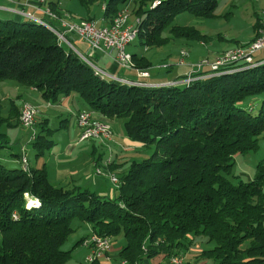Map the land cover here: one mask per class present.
I'll use <instances>...</instances> for the list:
<instances>
[{"label": "trees", "instance_id": "16d2710c", "mask_svg": "<svg viewBox=\"0 0 264 264\" xmlns=\"http://www.w3.org/2000/svg\"><path fill=\"white\" fill-rule=\"evenodd\" d=\"M78 1L87 9L104 4L106 26L133 4L143 49L161 48L174 39L206 44L208 35L173 22L186 12L213 18L218 7V0ZM49 6L62 15L57 2ZM260 28L257 17V35L250 43ZM64 45L46 23L0 19V82L35 88L50 103L77 93L89 110L123 120L131 140L155 150L121 173L112 199L75 185L55 186L45 166L29 170L21 163V168L11 169L0 161V264H66L72 250L62 246L75 232V221L100 236L122 235L126 243L118 260L128 264L179 256L189 235L214 244L203 254L215 264H264V158L253 179L235 183L228 178L235 157L258 151L264 140V63L198 75L182 86L143 87L97 75ZM132 58L137 71L153 67L144 55L133 53ZM257 97L263 101L254 113ZM9 111L7 126H18L19 107L15 104ZM3 123L0 104L1 127ZM36 129L29 144L41 157L54 142L49 128ZM6 136L0 131V156L8 147ZM31 200L38 203L30 206Z\"/></svg>", "mask_w": 264, "mask_h": 264}, {"label": "crops", "instance_id": "0c3cea01", "mask_svg": "<svg viewBox=\"0 0 264 264\" xmlns=\"http://www.w3.org/2000/svg\"><path fill=\"white\" fill-rule=\"evenodd\" d=\"M13 1L15 3H12V1L10 2L7 0H0V19L3 18V20H17V21L29 20L14 11V9L18 8V4L16 3L19 1L18 0H13ZM50 2H54V1L50 0ZM57 3H58V10H60L59 12H64L63 10L59 8V6H61L60 2L58 1ZM24 8L27 11L34 13L35 17L42 18L43 16L37 10H32L29 7H24ZM100 10H102V4H101ZM71 17L74 18L73 15ZM86 18H92L93 20L97 21L99 25H102V26L107 25L105 20H103L102 18V14L100 18H97L95 15H92V14ZM86 18H83V19H86ZM134 19H135V16L132 14L130 21L133 22ZM256 35L257 33L254 32V35L248 41L243 43L244 45L236 44V47L248 45L250 43L249 41L252 40ZM72 42L79 51H81L82 53L84 52L83 54H88L89 56H91V58H93L96 61V63L98 64V68H100L101 70L107 73V78H110L111 80H117L118 82H121L123 84H125L126 81L139 80L150 86H167L173 82L182 81L184 79L185 74L189 70V67L179 66L178 64L176 67V65L174 66V64L171 63L172 61H175V62L177 61L181 50H187L189 52L190 57L188 61L190 63V62H196L200 60L201 58H205V57L214 59V58H217L219 54H223L226 51L236 48L234 46V48L229 47V48H224L221 50L212 51L210 48H207L206 44L197 42L194 48L184 47V48H181L179 51H177V55H176L177 57L174 60H172L170 63H168L166 59L159 61L156 64V66H158L157 72L154 70L153 71L144 70L142 72V73H149V77L138 78L136 71L125 70L121 68L120 66L116 64V62L113 61V58L111 56L104 54V53L91 54L87 43L81 40L80 38L73 36ZM203 48H206V53L203 51ZM149 50L150 49L144 48V51L146 52ZM131 52H136V50L134 51L132 50ZM262 57H264V54H261L259 58H262ZM121 69H123V71H121ZM119 71L122 74H119ZM4 83H7V82H3V85ZM177 84L179 86L180 85L182 86L183 83H177ZM5 85H8V84H5ZM11 85L15 87L16 89V92H17L16 96L19 99V102L18 104H16V101L11 100L10 103L6 105L5 107L6 115L3 117V122H4L3 123V133L7 134L6 138L8 140V143H10V141L13 142L12 141L13 139L15 140L17 137H19L18 138L19 152L8 154V156L5 157L4 160H8L7 161L8 163L10 162L14 165L16 164V168L22 167L21 161L20 159H18V154L21 153V150L23 147L26 148V146L24 145L26 144V141L27 143H29V139H31V136H30L31 133L28 134V132H30L29 130L27 133H24L22 131H20V133L16 132L15 128L18 126L21 128L22 127L21 124L19 123V125L16 127L7 126L6 120L10 114L9 110H11V107H14L15 104L20 109L24 102H30L28 99L24 97L25 95H28L31 99H34L35 103H32V102L30 103H32L33 105L39 108V114L37 115V126L40 125V126L49 128L50 135H51L50 139L54 142V145L51 147V149L47 151L41 157L36 156L34 163L31 164V166L29 165V167L30 169H41L42 167L45 166L47 169L49 180L53 185L65 187V188H68L74 185L80 188L86 187V189L88 188L87 190H90L94 193H97V190H98V192L101 195H104L106 194V189L104 186L105 181L99 178V176L95 175V169L98 166H100V162L103 158L101 154L103 153V149L106 150V152H108V157L104 159L105 160L104 163H106L107 161H110V164L112 166L111 168L114 169L112 171L113 173L114 172L122 173L123 171L121 170L125 169V165L127 162L131 161L132 163L134 161H138L139 159V157L137 158L138 155L145 156L144 146L140 143L134 142L126 135L125 128H123L124 121L120 122V120L118 119H108L97 113L95 114L98 118H100L102 121L109 123L112 127L113 140L112 142H110L109 144L110 146H107L106 144H103L102 142L95 140V139L82 141L80 139L81 129L78 127L74 116L82 110H89V109L85 101L79 95L71 94L67 97H60L56 103H50V102H47L43 98L41 92H39L35 88L28 87V89L23 90V89H20L19 86H14L15 84H11ZM5 99H8V98L3 97V101ZM76 106H78V108H76ZM51 117H54L55 119L57 117L64 118L62 120L63 123L59 125L62 131L59 132L60 140L58 142H55L54 139L52 138L54 130H52L49 127L51 123ZM38 130H39V127H38ZM20 138L22 139L21 141H20ZM56 145H58V147L54 148ZM78 149H83L84 152L88 156L87 163L83 167H78L76 165L77 160L75 158V153ZM134 153L137 159L135 157L134 159H132V157L134 156ZM103 166L105 167V164H103ZM89 186L93 187V189H90ZM89 227L91 231L89 235H91L93 233V230L91 226ZM89 235H84V236L82 235L78 241H80L83 238L88 237ZM77 246L85 250L84 256L86 258L87 254L89 253L88 249H85V247L82 246L81 244ZM112 249H113V244H112ZM163 262H166V261L160 258H156L155 260L151 261L150 264H161ZM196 263L197 261L194 262V264ZM84 264H87L85 263V260H84ZM185 264H188V263H185Z\"/></svg>", "mask_w": 264, "mask_h": 264}, {"label": "rangeland", "instance_id": "374dc122", "mask_svg": "<svg viewBox=\"0 0 264 264\" xmlns=\"http://www.w3.org/2000/svg\"><path fill=\"white\" fill-rule=\"evenodd\" d=\"M33 1L37 2L38 0H33ZM52 1L54 2L59 1L61 4L59 8L63 10L64 12H68L72 14L74 17L72 19H75V21H79L83 18H86L91 14L95 15L97 18H100L102 14V10H100L101 3H96L87 9L84 6H82L78 0H52ZM132 5L133 4L130 5L131 10H132ZM215 15H216L215 17L208 19V18L196 17L186 12V13H182L178 15L175 18L173 24L179 25V26L194 27L198 29L201 33L208 35L210 39L206 43V46L207 48H210L212 51L221 50V49L229 48V47L234 48V46L236 47V44L244 45L243 43L248 41L254 35V26L257 21V17H259L261 21L264 19V0H218V7L215 11ZM130 18H129V24H134L135 21L137 20V19H134V21L131 22ZM1 20H3V18ZM166 35H168V33H166ZM196 44H197L196 41H188L186 39H174V40H171L167 45L161 48H152L146 52L144 51L143 46L140 44V41L137 39L134 43L131 44V46L130 45L128 46L127 51H129L130 53L132 50L133 51L136 50V52H131V53H137L138 55H144L145 57L150 59V61L153 64V67L150 71L154 70L157 72L158 66H156V64L159 61L166 59V61L170 63L172 60H174L177 57L176 56L177 51H179L181 48H184V47L194 48ZM64 46L66 49L69 48V46H66V44ZM203 51L206 53V48H203ZM261 54H264V50L260 52L259 56ZM85 57L89 59V61L85 59L88 63L93 64L94 66L96 65L98 68V64L93 58H90L88 54H85ZM205 58H208V57H205ZM171 63L174 64V66L176 65L177 67V61L176 62L172 61ZM121 71H123V69H121ZM119 74H122V73L119 71ZM104 76H106L107 78V75L105 73H104ZM107 79H110V78H107ZM3 82H7V83H4L3 85ZM5 84H8L9 86ZM11 84H15L14 86H19V88L23 90L28 89L27 86L21 85L17 83L16 81H12V80H3L0 82V100H1L0 104H1V117L2 118L6 115L5 107L6 105L10 103L11 100L16 101V104H18L19 102V99L16 96L17 95L16 89ZM168 86H171V85L169 84ZM73 94L78 95L77 93H73ZM3 97L8 98V99H5L3 101ZM24 97L28 99L30 102L35 103V100L31 99L28 95H25ZM262 101H263V97H257L252 101L253 106H254L253 108L254 113L258 111V109L260 108L262 104ZM76 108H78V106H76ZM63 119L64 118H61V117H57L56 119L54 117H51V123L49 127L52 130H54L52 138L54 139L55 142H58L60 140L59 132L62 131V129H60L59 125L63 123L62 121ZM118 120H120V122L121 121L123 122V120L121 119H118ZM0 127H1V124H0ZM15 129H16V132L18 133H20V131L24 133L28 132V129L26 130V128L24 127L20 128L18 126ZM0 131L3 132V126L1 127ZM29 133H31V131L28 132V134ZM18 138L19 137H17L15 140L13 139L12 140L13 142L10 141V143H7L8 147H6L2 151L1 156H0L1 163L11 169H15L16 164L14 165L10 162L8 163L7 162L8 160H4V158L7 157L8 154L10 153L19 152ZM21 138H20V141L22 140ZM31 140H32V136H31L30 141ZM24 146H26L28 161L30 162L29 165L31 166V164H33L36 159V152L33 148V145L27 143V141ZM107 146H110V145H107ZM57 147L58 145H56L54 148H57ZM144 150H145V156L138 155L137 156V158L139 157L138 161H141L142 159L150 157L152 153L154 152L155 147L154 146L144 147ZM101 154L103 158L100 162V166L98 167H101L104 169V166H103V164H105L104 159L108 157V152H106V150L103 149V153ZM134 157L136 158L135 153L132 159H134ZM75 158L77 160L76 165L78 167H83L87 163L88 156L84 152L83 149H78L75 153ZM263 158H264V140H261L258 151H252V152H249L248 154H241L235 157L232 172L228 176V178L235 183L238 182L240 179L244 181L253 179L256 173V167ZM130 163L131 161L127 162L125 165V169L121 171L125 172L129 168L128 165H130ZM108 167H109V164H107V170L113 173L111 170H109ZM114 174H116L119 177L121 175V172H114ZM99 178L105 181L104 186L106 189V194L101 195L98 192V190H97V194L104 196L106 198H110V199L115 198L118 194V189L115 187V185H113L110 179L106 176H99ZM89 188L93 189V187H90V186ZM82 189H86V187H83ZM73 226L75 227L74 228L75 232L68 238V240L62 246V249L65 251L72 250L71 259L66 264H84V260H86L84 256L85 250L77 246L76 244L82 235L83 236L89 235V233L91 232L90 227L87 225H82L78 221H75ZM0 239H1V236H0ZM125 243L126 241L122 235L114 238L112 240L113 249L110 248L109 251L107 252V255L112 256V253H113L114 256H116V259L118 260V254L121 251ZM213 247H214V244L209 243L206 237L189 235L186 241V246L180 249L179 256L183 257L185 259V263H188V264L190 263L194 264L195 261H197L196 264H215L213 259L203 254L204 251L210 250ZM165 261L166 262H163L161 264H168L167 263L168 260H165Z\"/></svg>", "mask_w": 264, "mask_h": 264}, {"label": "built area", "instance_id": "2783aa9c", "mask_svg": "<svg viewBox=\"0 0 264 264\" xmlns=\"http://www.w3.org/2000/svg\"><path fill=\"white\" fill-rule=\"evenodd\" d=\"M12 3L15 2L12 1ZM24 7H29L32 10L39 11L43 15L42 18L35 17L34 13L27 11ZM14 11L27 19L47 20L50 24L51 22H53L55 28L60 31L61 39L64 44L69 46V48L75 51L76 53H81L83 58L87 59L88 61L89 59L85 57V54L79 51L73 44V36H76L86 42L91 54H107L111 56L113 58V61L116 62V64L121 68L125 70L136 71L138 78L149 77V73H138L137 70L133 69V66L126 65L124 63V52L125 48H128V46L131 45L133 26L131 28L123 30H115V25H112L111 28L108 29H101V25H99L97 21L87 19L75 21L67 12H62L61 19H50V17L47 16L45 11V0L35 2V6L18 5V8L14 9ZM120 17H122V10L118 13L117 19H119ZM263 50L264 34H261V31H259L256 44L246 45V48L243 51H227L225 54H219V56L214 59L201 58L196 62L189 63L188 60L190 55L188 54V52L180 51L177 64L179 66H188L189 70L185 74V77L182 81H177L173 83H190L193 82V78L198 75H207V73H214L217 70L235 68L237 66L250 64V62L256 59L264 58H259V54ZM89 57L91 58V56ZM101 71L107 75L106 72H104L103 70ZM127 82L142 83L143 87H150V85L139 80L126 81V83ZM30 112L39 113V108L30 102H28V106H21L19 121L22 127L31 131L30 136H36L37 123H35L34 121H29ZM75 119L78 127L81 129V140H89L83 139V132L92 131V134H105L109 138V144L110 142H112V129H105V127H99V120L101 119L96 116L95 112L91 110H82L80 111V118ZM21 152V162L26 163V148L23 147ZM107 164H110V161H107L105 163L104 169L101 167H97L95 169V175L108 177L112 184L115 185L116 188H118L121 184L119 177L117 175H109V172L107 171ZM81 245L89 251L85 260L87 264H124L123 261L117 260L116 257L113 256V254L112 256H105V248H112V239L110 237L100 236L96 233H92L91 235L82 240ZM143 249L146 251L145 248ZM167 263L185 264V259L180 256H174L170 258Z\"/></svg>", "mask_w": 264, "mask_h": 264}, {"label": "bare ground", "instance_id": "6f19581e", "mask_svg": "<svg viewBox=\"0 0 264 264\" xmlns=\"http://www.w3.org/2000/svg\"><path fill=\"white\" fill-rule=\"evenodd\" d=\"M8 1H11V0H8ZM37 2H40V0H38ZM49 3H50V0H45V11H46L47 16L50 17V19H61L62 15L59 14L57 11L51 9V7L49 6ZM17 4L21 5V6H27V5L35 6V1H33V0H20L19 2H17ZM104 9H105V5L103 4L102 5V10H104ZM130 16H131L130 10L128 8L127 9H123L122 10V17L117 19V16H116V18L112 21L111 25H109V26H102L101 25V29H108V28H111L112 25H115V30H123V29L131 28L133 26L132 27V41H131V44H132V43H134L137 40V36H138L137 24H138L139 20L137 19L134 24H129ZM33 20H35L37 23H46L47 27L52 32H54L56 34V36L58 37L59 43L60 44H64V42L61 39L60 31L58 29L54 28L53 26H50L47 22H45L42 19H33ZM259 31H261V34H264V19L261 21V28L259 29ZM256 42H257V39H256V41L252 42L249 45L256 44ZM245 48H246V46H240V47H236V48L231 49V50H233V51H243V50H245ZM181 51L182 52H187V50H181ZM78 54L82 57L81 53H78ZM223 54H225V53H223ZM205 59H209V58H205ZM124 63L126 65L133 66V69L135 70V64L133 62L132 54H130L129 51H127V48H125V52H124ZM263 63H264V59H261V60L256 59V60L250 62V64L243 65V66H241L239 68L235 67V68H232V69H229V70L230 71H239L240 68L241 69L253 68V67H257L259 65H262ZM90 65L93 67V69L95 70V73L97 75L105 77L104 73L99 68H97L93 64H90ZM138 73H142V71H138ZM221 74H223V70H217L214 73H207V75H204V76L205 77H209V76H212V75H221ZM195 79L196 78L194 77L193 80H195ZM127 84L143 86L142 83L127 82ZM176 84L177 83H171L170 85H176ZM187 84H189V83H187ZM22 106H28V102H25ZM38 114H39L38 112H30L29 113V121H34L36 123V119H37V115ZM74 117L75 118H80V112L78 114H76ZM99 127H105V129H112V127H111V125L109 123H104V122H102V120L101 121L99 120ZM34 138H35V136H32V140L31 141H33ZM83 139H96V140H98V141H100L102 143H105V144L109 145V138L105 134H92V131H85V132H83ZM112 140H113V133H112ZM21 163H23V166L25 167V169H29L28 168V166H29L28 156H26V163L25 162H21ZM109 174L116 175V174L111 173V172H109ZM35 203H38V201L37 200H31L29 202V205L32 206ZM109 249L110 248H105V256H109V255H107V252L109 251ZM122 261L124 262V264H128L125 260H122ZM169 264H182V263H169Z\"/></svg>", "mask_w": 264, "mask_h": 264}]
</instances>
